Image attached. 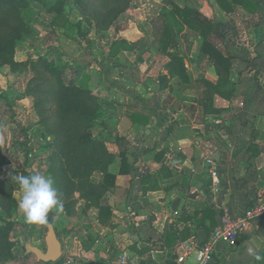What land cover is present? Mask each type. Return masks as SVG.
Here are the masks:
<instances>
[{
	"label": "crops",
	"instance_id": "crops-1",
	"mask_svg": "<svg viewBox=\"0 0 264 264\" xmlns=\"http://www.w3.org/2000/svg\"><path fill=\"white\" fill-rule=\"evenodd\" d=\"M228 1L231 10L217 0H130L107 29L93 26L77 41L52 26L66 44L84 46L87 38L68 73L96 98L93 135L113 155L90 176L101 187L97 204L87 206L76 191L67 211L52 213L57 231L67 222L71 230L54 262L176 264L182 247L196 245L184 264H197L219 217L243 215L264 190V0L246 8ZM174 5L199 13L211 30L180 19ZM212 53L228 60L220 76ZM174 54L179 75L167 67ZM25 88L19 101L30 97ZM208 157L218 174L214 191ZM243 236L234 247L217 243L208 264H264V213Z\"/></svg>",
	"mask_w": 264,
	"mask_h": 264
},
{
	"label": "rangeland",
	"instance_id": "rangeland-1",
	"mask_svg": "<svg viewBox=\"0 0 264 264\" xmlns=\"http://www.w3.org/2000/svg\"><path fill=\"white\" fill-rule=\"evenodd\" d=\"M91 1L94 3L93 7H99L102 0ZM42 3L51 9V13L46 10ZM61 7L63 14L68 15L73 21L80 18L74 9V0H64V2L62 0H30V7L22 9L27 31L26 34H23L22 40L17 41L13 56L14 60L16 58L23 59V61L17 62L15 60L12 67L0 65V71L2 68L6 69L4 72L9 76V78L8 76L6 78L0 77V264H43L38 259L36 250L46 251L45 236L49 227H53L55 233L57 232L59 241L71 231L68 228L70 223L67 221V226H64L63 230L57 231L58 227H54L52 222V213L55 211L49 214V221L45 225L27 223L23 212L17 206L21 195L19 185L10 176V174L26 176L39 171L53 178L54 174L58 173L62 161L66 162V151H64L65 155L58 152L59 148L62 149L59 146L61 142L60 139L58 140V136H63L61 132L65 128L63 124L57 123L53 118L55 115L54 104L45 105L46 111L40 117L37 110L33 109V97H28L24 102L19 101L27 79H31L33 75L29 68V62L25 64L24 60L26 61L32 55H41L49 63L62 67L70 61V55L78 56L77 45L82 50L89 47L87 38L85 39L86 42L84 41V46L81 45V41L79 44L72 42L66 44V41L60 40L59 35L56 34L51 25V20L54 17L52 12L58 11ZM125 17L127 18V16ZM84 29L87 27L84 26ZM58 49L62 50L65 55L59 53ZM86 69L91 70L88 66ZM32 84L34 87V83ZM95 111L96 108H93V114ZM38 118L42 125L37 124ZM45 125L50 126L49 132ZM28 129V135H31V140H29L31 146H29L26 137ZM93 131L94 128L91 129L92 133L95 132ZM61 155L64 157L63 160ZM53 157H56L55 165L53 164ZM73 196L60 199L63 203V211H67L66 209L71 207ZM6 221H13L14 225L7 228ZM57 223L64 225L65 221L62 220ZM88 237L92 241L91 235Z\"/></svg>",
	"mask_w": 264,
	"mask_h": 264
},
{
	"label": "trees",
	"instance_id": "trees-1",
	"mask_svg": "<svg viewBox=\"0 0 264 264\" xmlns=\"http://www.w3.org/2000/svg\"><path fill=\"white\" fill-rule=\"evenodd\" d=\"M62 1L64 2V0ZM74 1V9L78 12L80 18L72 22L68 16L63 14L61 7L58 11L52 12L54 17L51 20V25L62 26L65 30V36L76 41L78 36L80 39L85 38L89 33V28L93 26L96 30L107 29L109 25L117 20L130 2V0H102L99 7H93L94 3L91 0ZM217 1L226 10L232 9L228 0ZM232 2L245 8L251 5L250 0H232ZM42 5L51 13V9L47 5L44 3ZM29 7L30 0H0V65L12 67L15 64L13 59L15 45L17 41L22 40L23 34H26L27 31L22 9ZM173 11L187 23L190 21L195 23L196 20L197 22L207 23L206 28L202 30L203 34H207L211 30V25L207 20L192 9L184 8L180 10L174 5ZM84 26L87 29H84ZM211 56L215 59V68L220 76L219 68H226L228 60L215 53H212ZM27 63L30 65L29 68L33 75L25 88V94L34 98V108L40 117L46 111L47 107L44 108L45 105L54 104L55 117L53 116V118L57 123L63 124L65 128L61 132L63 136H58V140L60 139L61 142L59 146L62 148H59L58 152L63 154L66 151V162L62 161L64 164L61 163L58 173H53L54 187L57 190L58 197L59 199L66 198L78 191L80 196L86 200L87 206L97 204L101 187L92 183L90 176L96 170L104 171L113 160V155L107 151L104 141L91 132L95 125L94 121L98 116L96 98L87 86L83 83H76V77L70 76L68 62L59 67L49 63L41 55H37V57L32 55L25 64ZM167 67L170 73H178L179 75L183 70L181 57L177 54L172 55ZM224 76H226V73ZM32 83H34V87ZM230 95L231 93L228 94V96ZM93 108H96L94 114L92 112ZM42 122L44 123V121ZM45 127L49 132L50 126L45 125ZM62 156L63 160L64 157ZM55 162L56 157H53L54 165ZM51 167L54 169L52 165ZM5 225L7 228H11L14 222L6 221ZM243 235L238 238V242L244 239ZM42 263L68 264L64 261H42Z\"/></svg>",
	"mask_w": 264,
	"mask_h": 264
},
{
	"label": "built area",
	"instance_id": "built-area-1",
	"mask_svg": "<svg viewBox=\"0 0 264 264\" xmlns=\"http://www.w3.org/2000/svg\"><path fill=\"white\" fill-rule=\"evenodd\" d=\"M205 170L210 177V186L214 191L219 186L216 163L212 157L205 160ZM264 213V190L259 189L256 192L255 203L243 215L233 216L223 213L218 220L216 227L212 229L206 240L201 244L200 259L197 264H208L213 256L215 245L219 242L230 247L237 245L238 238L245 234L251 223ZM197 248L196 245L182 247V252L176 258V264H184L192 249ZM119 264H126L122 259Z\"/></svg>",
	"mask_w": 264,
	"mask_h": 264
},
{
	"label": "clouds",
	"instance_id": "clouds-1",
	"mask_svg": "<svg viewBox=\"0 0 264 264\" xmlns=\"http://www.w3.org/2000/svg\"><path fill=\"white\" fill-rule=\"evenodd\" d=\"M10 176L19 185L21 195L17 206L23 212L27 223L45 225L51 212L63 211V203L58 197L51 176L39 171L26 176ZM256 259L260 257L257 256Z\"/></svg>",
	"mask_w": 264,
	"mask_h": 264
},
{
	"label": "water",
	"instance_id": "water-1",
	"mask_svg": "<svg viewBox=\"0 0 264 264\" xmlns=\"http://www.w3.org/2000/svg\"><path fill=\"white\" fill-rule=\"evenodd\" d=\"M45 244H46L45 252L36 250L38 259L45 262L56 261L60 255L61 245L53 227H49L48 232L46 233Z\"/></svg>",
	"mask_w": 264,
	"mask_h": 264
}]
</instances>
